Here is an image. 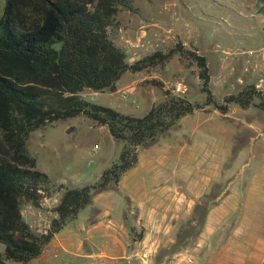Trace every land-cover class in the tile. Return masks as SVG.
I'll return each mask as SVG.
<instances>
[{
	"label": "crops",
	"instance_id": "0c3cea01",
	"mask_svg": "<svg viewBox=\"0 0 264 264\" xmlns=\"http://www.w3.org/2000/svg\"><path fill=\"white\" fill-rule=\"evenodd\" d=\"M168 4L174 8L176 2L169 0ZM255 7H247L251 16L259 13L251 11ZM124 12L117 15L118 26L112 31V36L118 40L132 38L140 25L133 20L139 10L135 14ZM263 22L261 18L258 26L262 27ZM187 25L185 23L184 32L179 30L172 45H168L171 43L169 39L166 41V50L179 41L186 50H195L203 56L185 30ZM248 38L253 39L252 36ZM262 38L260 42L253 40L252 48L238 46L236 50H223L219 55L209 51L214 52L209 65L203 56L210 76L209 88L217 102L248 85L259 86L264 92V35ZM148 41L158 43L157 40ZM133 51L140 58L154 52L130 49L126 52L128 64L136 60L131 55ZM164 70L168 71V76L163 80L159 75ZM197 73L194 65L182 62L175 55L162 66L135 73L125 72L114 92L86 90L80 95L96 99L108 93L110 99L105 100L108 104L100 106L111 107L114 96L123 103L129 102L128 97L143 95L148 92L147 88L158 89L151 82L159 81L164 89L178 96L176 93L186 88L188 79L196 80L200 91ZM215 76L221 81L213 83ZM158 90L161 97L152 101L147 112L162 100L163 93ZM216 95H219L218 99ZM133 102L132 98L131 104ZM204 109L208 112L200 110L182 117L174 128L160 135L153 144L137 148L135 165L121 176L118 184L95 193L91 203L71 220L74 229L66 238H61L64 226L34 260L43 264L59 253H70V248L75 249L76 256L84 259L94 255L118 259L129 249L147 246L157 252V258L188 251L196 264H263L264 112L254 106L241 108L236 105H229L224 114L211 107ZM73 129L68 126L66 132L72 133ZM97 148L94 146L89 151L93 158L97 156ZM110 165L97 169L93 178L84 182L87 184H80L82 177L78 174L49 181L54 187L61 186L62 190L81 188L97 182ZM27 216L30 221L35 220L31 212ZM193 217H202V220L199 235L187 247L191 252L188 249L175 252L177 233L192 229L189 226H192ZM132 229L141 234L140 240L133 239ZM95 235L102 240L100 245L96 243ZM86 243L90 249H84ZM95 248L100 250L98 254L94 253Z\"/></svg>",
	"mask_w": 264,
	"mask_h": 264
},
{
	"label": "trees",
	"instance_id": "16d2710c",
	"mask_svg": "<svg viewBox=\"0 0 264 264\" xmlns=\"http://www.w3.org/2000/svg\"><path fill=\"white\" fill-rule=\"evenodd\" d=\"M121 9L138 12L133 0L4 1L0 17V245L4 249L0 264H28L37 258L53 236L91 203L95 193L118 184L135 165L137 148L153 144L182 117L208 112L205 107L224 114L229 105L254 106L264 112V92L254 85L217 102L209 88L205 57L186 50L179 41L128 64L125 51L109 34L118 26ZM175 55L197 68L200 93L205 95L202 104L173 95L159 81L151 84L162 91L163 98L141 117L93 104L80 95L86 90L114 92L125 72L162 66ZM80 116L96 127H106L111 138L121 143V151L97 182L63 188L55 209L58 216L49 231L34 234L22 218V206L37 208L45 195L62 187L52 186L37 168L27 151V140L34 131ZM201 218L196 229H184L185 238L199 232ZM130 233L134 240L142 237L133 229Z\"/></svg>",
	"mask_w": 264,
	"mask_h": 264
},
{
	"label": "rangeland",
	"instance_id": "374dc122",
	"mask_svg": "<svg viewBox=\"0 0 264 264\" xmlns=\"http://www.w3.org/2000/svg\"><path fill=\"white\" fill-rule=\"evenodd\" d=\"M4 1L0 0V17L2 16ZM174 1L176 5L173 8L168 4L169 0H133L134 7L139 10L137 15H133L134 22L138 21L140 23L136 29V34L139 31L138 29H145L146 33H149L148 40L158 41L159 50H166L165 47L168 44L166 41L168 39L171 41L168 45H172L179 30L184 32L185 23L188 24L185 30H188L193 43L201 54L206 57L208 65L214 53L209 51L213 50L216 53L218 52L219 55L223 50H236L238 46L252 48L254 41L260 42L263 39L264 22L261 27L258 26V21L261 18L264 19V0ZM239 1H243L244 4ZM248 5H256L251 11L253 13L259 11V13L251 16L247 9ZM243 6H246V8ZM124 11L126 10L121 9L118 15H123ZM112 31L113 29H110V35L111 39L116 42L115 44L123 48L125 53L129 51L126 43L132 42L136 34L132 38L125 37L123 40H118L112 36ZM150 33L154 34V36ZM248 36H252L253 39H249ZM188 46L187 44L186 48ZM169 67L170 69L173 68L171 63ZM159 76L164 80L168 76V71L164 70ZM220 79V77L215 76L213 83ZM147 90L148 92L143 95L128 97L129 102H125L126 104L120 99H115L114 96L111 98L113 103H111L109 108L121 113L141 117L146 114L152 101L161 97V92L158 89L147 88ZM176 94L199 104H202L205 99V95L199 91L196 80L193 82L191 79H188L186 88L181 93ZM216 96L218 99L219 95ZM132 98L135 102L131 104ZM83 99L93 104L105 105L108 104L105 100L110 98H108V93H106L96 99H92L89 96H83ZM68 126L74 127V132L67 133L66 128ZM93 126V122L83 116L60 121L55 125L32 132L27 140V151L36 160L37 168L44 172L52 182L78 174L82 177L80 184H87L84 182L93 178L97 169L100 167L106 168L117 159L122 146L121 143L111 138L106 127ZM94 146L98 147L95 158L89 155V151ZM197 220L198 217H193L192 226H189V228L196 229ZM73 229L74 223L71 221L64 227L61 238L65 239L67 234ZM198 235L199 232L195 236ZM195 236L185 238L184 230L179 231L175 242L178 248L175 252L185 249L191 252L187 247L193 244L192 240ZM95 241L100 245L102 240L95 235ZM86 248L90 249L87 243L84 246V249ZM3 249V245H0V252ZM99 251L98 248H95L94 253L98 254ZM190 254L192 255V253ZM83 260L84 258L75 255L74 248H70V253H59L57 256L46 259L43 264H70L72 261ZM7 264L19 263L7 262ZM29 264H38V260H32Z\"/></svg>",
	"mask_w": 264,
	"mask_h": 264
},
{
	"label": "built area",
	"instance_id": "2783aa9c",
	"mask_svg": "<svg viewBox=\"0 0 264 264\" xmlns=\"http://www.w3.org/2000/svg\"><path fill=\"white\" fill-rule=\"evenodd\" d=\"M145 29H140L137 36L132 42H127V47L133 50L157 51L158 43H151L147 40ZM129 52V51H127ZM131 52L133 59L138 61L139 54ZM138 58V59H137ZM134 61V62H135ZM264 69V67H263ZM256 89L261 91L259 86ZM62 189H57L50 193L49 196H44L39 207L35 208L30 204H24L21 208V215L28 226L29 230L37 235H46L49 231L52 221L57 218L58 214L55 211L60 203ZM31 212L35 220L28 219V213ZM70 264H196L195 258L188 252L182 251L171 256L157 258V252L147 246H142L139 249H129L125 255L118 259H107L94 255L84 259L83 261H72ZM264 264V263H263Z\"/></svg>",
	"mask_w": 264,
	"mask_h": 264
}]
</instances>
